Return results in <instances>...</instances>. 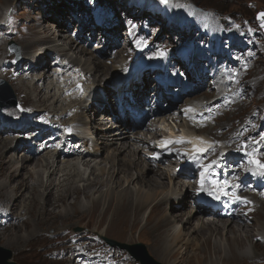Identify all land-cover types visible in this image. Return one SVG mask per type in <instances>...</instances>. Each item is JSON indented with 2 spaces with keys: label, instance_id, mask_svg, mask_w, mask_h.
Segmentation results:
<instances>
[{
  "label": "bare ground",
  "instance_id": "6f19581e",
  "mask_svg": "<svg viewBox=\"0 0 264 264\" xmlns=\"http://www.w3.org/2000/svg\"><path fill=\"white\" fill-rule=\"evenodd\" d=\"M185 1L173 0V3L168 2L165 7L170 12L171 23L176 21V26L171 25V32L182 30L185 24L196 17L206 16L214 28V20L224 22L229 31H220V38H232L230 48L226 50L229 55L222 54V46L212 51L215 66L209 67L208 74L203 73L201 79H196L190 74L178 77L168 73L162 82L155 83L154 78L149 76V69L144 68L129 72L125 81H118L119 77L113 79L111 85L108 82L118 72L129 70L128 64L142 55L138 47H144L143 54L154 63L151 69H158L165 61L164 57L157 58L159 54L163 56L164 52L159 51L154 44L145 46L141 33L133 36L135 23L127 32L123 22L125 18L132 17L135 10H139V15L147 14L146 6L151 4L149 0H96L89 5H84L80 0H3V4L0 3V79L11 85L17 97L15 108H0V118H5V122L0 126V192L11 189L13 194L16 193V188L22 187L20 181L16 183V179L26 172V165L37 164L32 168L28 167L31 168L27 171L31 176L29 173L26 175L28 186L22 196H18L19 199L0 200V235L21 229L20 227L30 220L27 202L32 197L35 199L37 195L39 198L38 187L49 194V189H53L52 195L58 190L55 207L63 204V194L67 197L70 190L75 194L90 188L97 189L95 187L101 184L107 190L98 193L97 202L109 204L112 201L117 208L121 207V204H127L135 215L140 211L146 213L149 209L144 227L150 222L155 225L153 224V228L146 234L150 240H146L152 255L163 263L178 264L175 259L177 253L172 254L176 250L180 256L197 252L195 257L207 259L209 244L199 241L194 231L188 230L192 220L190 217L196 214L200 221L198 220L194 230L203 231L207 236L205 239H208L206 242L212 244V238H221L222 233L223 237L229 232L233 235L231 240L223 239L224 246L219 243L212 246V251L219 257V263L230 259L236 262L239 255H242L237 251L245 245L240 233L251 235V231L245 227L253 226V236L249 238L253 251L248 253V260L242 264H264V145L252 142L255 128L264 123V60L252 57L253 53H257L252 42V37L257 33L253 32L249 37L240 35L232 28L233 21L229 14L222 13L221 10L208 11L200 6H194L190 11L192 3ZM34 7L38 10L37 15L34 14ZM83 10L84 16L80 15ZM60 11L65 12L69 18ZM4 12L6 20L1 22ZM231 29L234 30L232 34ZM97 32L102 36L99 39V44L104 46L102 52L106 56L114 54L111 66L98 60L94 62L89 61V58L85 59V55L93 56L84 46L87 43L86 36L90 34L91 39L96 42ZM122 35L125 39H122ZM203 37L204 33L201 31L197 39V53L209 52L202 51L206 40L202 39ZM122 40H126L124 47L121 46ZM8 41L15 42L19 47L24 59L23 69L20 63H15L11 54L6 52L5 44ZM57 41L62 42L61 46H55ZM132 41H135L133 48ZM244 47H247V53H238ZM237 56H245L246 63H236ZM249 61L253 63L249 64ZM166 65L169 71H182L172 63L167 62ZM68 72L78 74L74 78L91 80L89 84L97 85L82 99L84 103L86 100H93L89 107L81 102L76 92L72 93V89H66L68 83H72L73 77L67 74ZM208 78L211 79L210 83L206 82ZM48 80L51 81L46 85ZM168 83L177 86L189 84L190 87L183 90L182 97H187L184 104L195 100L194 108L187 114L183 123L177 124L176 131L173 128H169L168 132H165L164 128H151L143 132L139 139L134 137L131 140L126 129H112L108 123V115H105L108 105L116 109L112 86L116 89L125 86L127 90H132L134 100L138 101L145 97L138 98L140 93L134 88L135 84H140L145 92L154 88L167 94ZM206 94L219 97L208 105L196 99L199 95ZM162 98L170 107L182 101L179 97L171 101L166 95H162ZM126 100L124 98L123 102ZM129 103L131 104L130 101ZM69 115L73 116L70 124L72 132L80 134L74 135L71 140L64 135L53 134L60 129V118ZM56 119H59L58 122ZM167 121L168 118L162 121L161 125ZM174 121L182 122L180 117H176ZM182 130L188 134L176 139V135ZM48 133L52 137H47ZM93 134L95 140L87 138ZM26 136L28 139H25ZM203 136L210 140V144L201 140ZM159 138H162V141H159L162 143L173 141L167 145L165 156L161 153L154 155L155 153L150 151L152 147L148 143ZM57 142L59 144H56ZM116 142L121 143L119 149L112 148ZM188 142L193 144L189 145ZM184 144L190 146L186 153L179 149ZM240 148H244L242 153H238L241 161L250 156L259 158L256 170L245 161L235 173L228 170L229 164L237 157H227L228 154L224 152L234 153ZM127 151L135 154L132 157H137L138 162L126 159L123 154ZM5 154L8 160H5ZM120 156L123 158L120 159ZM153 156L154 158H151ZM158 157L165 162L166 168L161 167L160 163L157 164ZM141 162L148 165L147 174L155 173L159 181L146 178L140 168ZM172 165L175 166V172H172ZM40 171L42 177L38 181ZM92 171L98 172L97 178L91 179ZM115 174L121 178L117 180ZM66 176L76 178L69 181L65 179ZM104 178L105 182L101 183ZM178 181L179 190L174 184ZM163 182L167 186L169 183L171 189L162 187ZM246 182L250 184L246 185ZM151 183H157L159 187L151 186ZM13 184L15 188L11 187ZM108 184H111L112 189L108 188ZM113 189L119 190L115 193ZM25 194L27 195L24 196ZM193 196L197 197L196 200L192 199ZM206 199L210 202H206ZM163 203L172 204L173 211L185 209L181 213L177 212L181 219L164 214ZM44 204L39 201L36 204L39 205L37 211L40 212ZM170 207L167 206L165 211L174 213ZM97 215H100L101 219L104 218L103 223L93 219L81 225L67 227L64 232L43 234L40 231L37 232L40 234L29 235V238H25L30 239L26 251H33V254L37 252L39 255L43 251L41 256L44 255L43 262L47 264H102L109 260L112 263H123V256L116 250L100 244L96 238L111 236L114 240L128 245L140 242L129 238L128 242L118 239L114 233L117 224L112 222L113 218ZM131 217L133 225L140 224L135 220L134 214H131ZM214 220L226 221L227 226H220ZM87 225H90L88 229L85 228ZM79 226L84 227L83 232L73 231ZM162 228L170 229L172 234L169 239L164 240L160 235ZM103 230L106 235L102 234ZM9 241L11 244L21 243L23 237L18 238L15 234L5 243ZM193 245L195 249L188 252L189 247Z\"/></svg>",
  "mask_w": 264,
  "mask_h": 264
},
{
  "label": "rangeland",
  "instance_id": "374dc122",
  "mask_svg": "<svg viewBox=\"0 0 264 264\" xmlns=\"http://www.w3.org/2000/svg\"><path fill=\"white\" fill-rule=\"evenodd\" d=\"M32 1H34V0H32ZM80 1H82L84 5L85 4L89 5V4H92L93 2H95L96 0H80ZM149 1L151 4L146 6L147 7L146 8L147 14L139 15V10H135L134 11L135 14L132 17L125 18L123 20V22H124V24L126 22H128L129 26L127 29H129L130 26L134 25V23H135L136 25H135V30H134L133 36L135 34L141 33L143 35V38H144V41L143 40L142 41L144 42L145 46H147L151 43L154 44L159 51L164 52L163 56H160V54H159L157 56V58L161 59L164 57L165 61L158 67V69H155V68L151 69V67L154 66V63L150 60V58L147 55L143 54L144 47H141V48L138 47L139 53L142 55H140L137 59H135L133 62H130L128 64L129 70H127L126 72H118V74H116V76H114L108 82V84L111 85L113 79L118 78V77H119L118 81H125L129 72H131V73L134 71L137 72V71L142 70L144 68L149 69V76L150 77L154 78V80H156V81H161V82L163 81V79L165 78V76L168 73H171L173 76L177 75L178 77H181L182 75L188 76L190 74V75H193L196 79H201V77L203 76V73H205L206 75L208 74L209 67L215 66V63L213 61V57L211 56L212 51H214L217 47L222 46V48L220 49V50H222V54H224L226 56L229 55V52H227L226 50H228L230 48V43H231L232 38L229 37L227 40L220 38V35L222 32L229 31L226 28V25H225L226 23H224V22L219 23V22L214 20L213 25L216 27V28H214L210 24V21L206 16H203L201 18L196 17V18H194V20H191L187 24H185L183 26L182 30L171 32V29H170L171 25L173 27L176 26V21L174 20L171 23V18H169L170 12L167 11V9L165 7H166L168 2H169V4L173 3V0H169L166 4H162L161 1H159V0H149ZM1 2L3 4V0H0V3ZM185 2L192 3L193 6L191 5L190 11L194 9V6L195 7L200 6V7L207 8L208 11L215 12L217 10H221L222 13L229 14L232 21H233V23L231 25L232 28H234V30L236 32H238L240 35L243 34V35L249 37L253 32H256L257 35L252 37V42H253L256 50H257V53H259V56L257 57V53H253L252 57H254L255 59L257 58V60L258 59L264 60V35L262 34V32H261L260 28L258 27L256 20H255L256 14L260 11H264V0H186ZM2 4H0V5H2ZM26 6H28V4H26ZM33 10H34V14L37 15L38 14L37 8L34 7ZM60 12L65 14V12H63V11H60ZM80 15H82V16L85 15L84 10L81 12ZM65 16H66V18H69V16L67 14H65ZM5 20H6V13L4 12V14L2 15V18H1V22H4ZM54 25L56 26V24H54ZM48 26H52V25L48 24ZM55 26H53V27H55ZM125 29H126V27H125ZM234 30H232V29L230 30L231 34L234 32ZM201 31H202V34L204 33V37L202 39L206 38V40L204 41V44L202 46V51L204 52V51L208 50L209 52H207V53H197V49H196L197 39H198V36L201 34ZM220 31H221V33H220ZM86 33H89V32L86 31ZM54 34H56V32H54ZM101 37H102L101 34L99 32H97L96 42H95L91 39L90 34H88L86 36L87 43L84 46L88 49V52L92 53L93 56L91 57L89 55H85V54H83V55H85V59L89 58V61L95 62L98 60L99 62H104L107 66H111L113 64V59L115 58L114 54L112 53V54H110V56H106L105 53L102 52V50L104 49V46L99 44L100 43L99 39ZM122 39H125L124 35H122ZM10 43H12L14 45V47L16 48V50L18 52V59H19L18 61L15 58V54L9 50V44ZM61 44H62L61 41H57L55 46H59V45L61 46ZM125 44H126V40H122L121 46L124 47ZM131 45L133 48V46H135V41H132ZM5 50L7 53L11 54L13 61L15 63H20V65L22 66V69L25 67V66H23L24 65L23 56L21 55L19 47L17 46V44L15 42L8 41L7 44H5ZM247 51H248L247 47H244V48L240 49L238 51V53L245 54V53H247ZM92 58H94V59H92ZM254 58H252V60ZM83 61H84V59L81 60V62H83ZM246 61L247 60L245 59V56H243V57L237 56V58H236V63L242 64V63H246ZM167 62L170 64L171 63L174 64L177 68L179 67L182 71H180L178 69L174 70V72L169 71V69L166 65ZM224 63H226V62H224ZM252 63H253L252 61H249V64H252ZM67 74H69L73 77H72V83L69 82L68 83L69 85L66 87V89H69L70 91L72 89V93L76 92L77 96H79L81 98V102H83L82 99L87 96L89 90L92 89L93 87L97 86L96 84H94V85L89 84L91 80L85 81L84 79L74 78L78 74H75L72 72H68ZM105 79L107 80L108 77ZM106 80L104 81L105 83H106ZM4 81L10 87V90L12 92V96L14 97L15 106H10L9 105L11 102L10 98L5 97L2 100V105H1L2 107H0V108H15L17 106L16 94H15V92H13L11 85L6 80H4ZM50 81L51 80H48L46 82V85H48V83ZM206 82L210 83L211 79L208 78L206 80ZM117 84L120 85L121 83H117ZM188 87H190L189 84L182 85V86L176 85L173 88L177 89L176 91L178 93H180L185 88H188ZM224 93L225 92L223 91L222 94H224ZM217 97H219V96H216V95L211 96L209 94H206V95H199L196 99L198 101L205 102L208 105L213 100H215ZM185 99H187V97L183 98L182 101H180L177 104V106L174 107L171 114L167 116L168 121L165 122L164 125H161V127L164 128V131L168 132L169 128H173L176 131L177 124L183 123L185 121V119H187V114L189 112H191L192 109L194 108L195 100H192L188 104H184ZM92 101L93 100H86V102L85 103L83 102V104H85L87 107H89L91 105ZM57 109H59L58 104H57ZM58 113L59 112H57V114ZM176 117H180L182 122L181 121L175 122L174 120ZM72 118H73V116L69 115L68 117H64L63 119L60 118L61 120L59 122H58L59 119H56L55 121L58 122L60 129L55 133L53 132V134L54 135H64V136H66V138H68V140H71V138L74 135H76V136L80 135V134H75L72 132V129L70 126V124L72 123V120H71ZM52 120L54 121L53 118H52ZM33 121H36V120H33ZM4 122H5V118H0V126ZM114 131H116V130H114ZM185 134H188V132L182 130L178 135H176V139L183 138V135H185ZM50 135L51 134L48 133L47 137H49V138L52 137ZM128 136L131 138V140H133L134 137H138V139H139V137H141V136H138L137 134L132 133L131 131H128ZM27 137L28 136H26L25 139H28ZM49 138H47V139H49ZM87 138L95 140V135L93 134L91 136H87ZM201 140L204 142L206 141L210 144V140L206 136L201 137ZM159 141H162V138H159L157 140H152L148 143V145H150L152 147L150 149V151L155 153L154 155H156L157 153H161L162 156H165V152L167 151V148H168L167 145L172 144L173 141L170 140L168 143H162ZM252 142L253 143H262L264 145V123L261 126H258L255 128V133L252 135ZM56 144H59V143L57 142ZM120 145H121V143L116 142V144L113 145L112 148L113 149H119ZM28 147H29V145H28ZM179 149L186 153L189 151L190 146H188L187 144H184L183 146L179 147ZM243 149L244 148H240L238 150H235L234 153H230L228 151L224 152V154H228L227 157H233V156L237 157V159L232 161V163H230L228 166V170H231L233 173H235V171L237 170L238 167H241L243 165V161H245L246 163L251 165V167L254 170H256V166L259 163V160H258L259 158L256 156H250L246 159L243 158L241 161V156L238 153H242ZM263 151H264V149H263ZM123 155L126 156V159L130 158L132 162H135V163H136V161L138 162L137 157L136 158L132 157L135 154L129 153V151H127ZM122 156H120V159L123 158ZM162 156H160V157H162ZM5 158H6V154H5ZM151 158H154V156ZM103 159H104V156H102V160ZM5 160H8V159L6 158ZM156 162H157V164L160 163L159 165L161 167L166 168V164H164L165 162L160 160V158L158 160H156ZM11 164H13V163H11ZM36 165L37 164L30 165V166L26 165V167H27L26 172L16 179V183H18L20 181L21 186H22V187H20L21 189L16 188L17 190H16V193H14V194L12 192L13 190L4 189L3 190L4 192H2V191L0 192V200L5 199V198H11L13 200L19 199L20 194L22 196L23 191H25L27 189V186H28V184H27L28 182L26 180L27 179L26 175L29 172H27V171H29L32 167H34ZM28 167H31V168H28ZM172 167L174 168V170H172V172H175V166L172 165L171 168ZM140 168L142 170V173L145 174L147 179L158 180L156 178L155 173H152V174L148 173L147 174L146 171L148 169V165L146 163L141 162ZM70 172H71V170H70ZM41 173H42L41 171L38 173V176H37L38 181L41 180V177H42ZM97 174H98V172L95 173V171H92L91 179L97 178V176H98ZM30 176H31V174H30ZM114 176L117 178V180H119L121 178L120 175L118 176L115 174ZM71 178L74 179V178H76V176L75 177L74 176L73 177H71V176L67 177L66 176L65 179H68L70 181V180H72ZM86 178L87 177H85V179H84L85 183H86ZM37 180H34V181L38 182ZM104 182H105V178L101 180V183H104ZM123 184H124V182L121 183V185H123ZM174 184L176 185L175 188H178L180 182L178 181V182H175ZM249 184H250L249 182H246V185H249ZM98 185L95 187L97 189L90 188V189L85 190L84 192L81 191V192H78L75 194H73L70 190L69 191L70 194L68 193L67 197L65 196V194L62 193L63 197H64V198L62 197L63 198V204H58L59 207L58 206L54 207V201L57 199L58 194H59L58 190L55 191L54 195L56 194V196H54V195H52L53 192H51L53 189H49V191H50V194H49V192H47V191L44 192V190H42L41 188L38 187L37 190L40 192L39 198H37L38 197V195H37L35 197V199H34V197H32L33 200L31 198L30 200H32V201L29 200L27 202L28 214L30 216V218H29L30 220H28L26 223H24L20 227L21 229L17 228V230H12L9 233H5V234L0 235V248L8 251V253L10 255V259L8 261L13 262L14 264H47V262H43L44 255H43V257L41 256L43 251H41L40 255L37 254V252L35 254H33L32 253L33 251L32 252L26 251V248L28 249V247H29L28 242H30V239L25 240V238H29L28 237L29 235L31 236L37 232H40V231H42L43 234L44 233L50 234V233L64 232V231H66L67 227H70L74 224H80L81 225L83 222L86 223V222H89L93 219L96 222L100 221L101 223H103L104 218L101 219L100 215H97V214H102L104 216H109V217L113 218L114 221H112V222H115V224H117V228L115 229L114 233L118 239L128 242L127 239L129 238V239H133L134 241L140 242L139 244H142V246L144 245L143 246L144 250L146 248L145 252L154 261L158 262L159 264H166V263H163V261L158 260L155 256L152 255V252L150 251L149 245H148L147 240H146V239H149L148 237H146V234L155 225L154 222H150L149 223L150 225L146 224L144 227L145 219L148 215L149 209L146 210V213H145V211H143V212L140 211V212H137V215H135L136 213H133L131 208L128 207L127 204H124V205L121 204V207L117 208L112 203V201L109 204L99 203V202H97L98 199L96 198L98 193H101L107 189L101 184H98ZM152 185H154V187H156V188L159 187V185L157 183H155V184L151 183V186ZM108 186H107L108 188L112 189L111 184H108ZM170 186L171 185L169 183H168V186L164 182L162 184V187H164V188L167 187L166 190L171 189ZM11 187L15 188L14 184ZM73 187H75V185H73ZM124 187L125 186H123V188ZM117 190H119V189H117ZM117 190L113 189V191L115 193ZM178 190H179V188H178ZM26 195L27 194H25L24 196H26ZM33 196H34V194H33ZM196 198L197 197H195V196L192 197L193 200H196ZM39 201L45 203L42 206V208H41L42 210H40V212L37 211V209H36L37 207H39V205H36L37 203H39ZM206 201H209V199H206ZM30 203H32V204H30ZM126 206H127V208H125ZM167 206H171L170 210L173 211L172 204L168 205V204L163 203L162 209L164 211V214L170 215L172 217L175 216L177 219H181V217L178 215L177 212L181 213L185 209L174 210L173 211L174 213H172L170 211H168V212L165 211V208ZM47 209H48V211H47ZM41 211H43V212H41ZM128 212H129V215H128ZM141 212H142V214H141ZM47 214L50 216H46ZM131 214L132 215L134 214V217H136L135 220L140 222L139 225H136L135 223L133 225ZM137 216H139V217H137ZM139 218H140V220H139ZM186 218H187V216L183 217L182 220L185 221ZM190 218L192 220L190 222V227L188 228V230L190 229L189 231H194V233L196 234V237L199 241L209 244L208 245V251H209L208 254L209 255L207 256V259L201 260V258L198 259L197 257H195L198 255L197 252H194V254H192L191 252L189 254L187 253L188 256L187 255H185V256L181 255L180 256V255H178V250H176V251H173L172 254L174 255L177 253V255L175 256V259H176L178 264H212L213 262H214V264H242L243 261L248 260V258H247L248 253L253 251V248L250 246L251 243H249V238L253 236V233H252L253 232V226L249 227V228L245 227V229L247 228L251 231V233H250L251 235L248 234V236H247L245 233H242V232L240 233V237L243 240V242L245 243V245L240 247L239 251H237L238 254H242V255H239L240 257L236 260V262H235V260L230 259L231 261L228 260L227 262H220L219 263V257L216 256L217 254L215 253V251H212V246H216L217 243L224 246L225 242L223 239L231 240V238H233V235L229 232L228 233L229 236L227 235V236L223 237V233H222L221 238L220 237L212 238V240L214 242H212V244H211L210 242H206L208 239H205V238H207V236L205 235V233L203 231L197 232L196 230H194L195 227L198 225V220L200 221V218L196 214H194V216H192ZM215 222H216V224H218L220 226H224V225H225L224 227L227 226L226 221H215ZM232 225H234V224H232ZM235 226L237 227L238 225H235ZM235 226H233V227H235ZM89 227H90V225H87L85 228L88 229ZM100 227H102V226H100ZM73 231L83 232L84 227H82V226L76 227L73 229ZM15 234L18 235V238L23 237V242H21L22 244L21 243H15V242L13 244H11L10 241H9V243H5V241L12 239V235H15ZM37 234H40V233H37ZM102 234L106 235V232L103 230ZM171 234L172 233H171L170 229L162 228V230L160 232V235L162 236V238L164 237L163 238L164 240L169 239ZM108 237H110V238H108ZM108 237H102V238L108 239L111 241H115L117 243H121V242L114 240V238L111 236H108ZM135 237H137V238L135 239ZM238 237H239V235H238ZM96 241L99 242L100 244H102L103 246L109 247L100 238H96ZM121 244H125V243H121ZM131 245H129V246H131ZM109 248L116 250L118 254L123 256L125 261L123 263L120 261L116 262V263H112L109 260V261L103 262L102 264H126V262H128V264H139L138 262L134 261V259H132L130 256H128L125 251H122L118 248H111V247H109ZM193 249H195V245H193V247H189L188 252L193 251ZM24 251H25V253H24ZM99 256H101V255L99 254Z\"/></svg>",
  "mask_w": 264,
  "mask_h": 264
},
{
  "label": "water",
  "instance_id": "95a60500",
  "mask_svg": "<svg viewBox=\"0 0 264 264\" xmlns=\"http://www.w3.org/2000/svg\"><path fill=\"white\" fill-rule=\"evenodd\" d=\"M162 4L167 3L169 0H159ZM257 24L261 29L262 33L264 34V11L258 12L255 16ZM9 50L15 54V58L18 61V52L12 43L9 44ZM5 97H9L11 102L10 106H15V101L12 96V92L8 84L0 79V107H2V100ZM107 245L110 247H117L121 250H125L128 252L129 256L134 259V261L138 262L139 264H159L158 262L154 261L144 250L143 246L139 243L132 244L131 246L127 244L117 243L115 241H111L108 239H102ZM5 254V255H4ZM4 255V256H3ZM10 255L8 251L3 250L0 248V264H14L13 262H9Z\"/></svg>",
  "mask_w": 264,
  "mask_h": 264
}]
</instances>
